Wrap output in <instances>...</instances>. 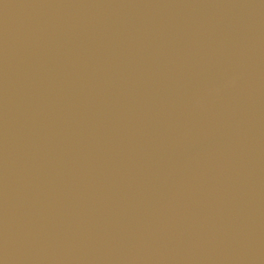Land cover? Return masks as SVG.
I'll return each instance as SVG.
<instances>
[{
	"label": "water",
	"instance_id": "95a60500",
	"mask_svg": "<svg viewBox=\"0 0 264 264\" xmlns=\"http://www.w3.org/2000/svg\"><path fill=\"white\" fill-rule=\"evenodd\" d=\"M0 264H264V0H0Z\"/></svg>",
	"mask_w": 264,
	"mask_h": 264
}]
</instances>
